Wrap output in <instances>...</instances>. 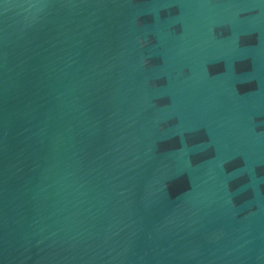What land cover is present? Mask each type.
Masks as SVG:
<instances>
[{
	"label": "water",
	"instance_id": "obj_1",
	"mask_svg": "<svg viewBox=\"0 0 264 264\" xmlns=\"http://www.w3.org/2000/svg\"><path fill=\"white\" fill-rule=\"evenodd\" d=\"M0 264H264V0H0Z\"/></svg>",
	"mask_w": 264,
	"mask_h": 264
}]
</instances>
